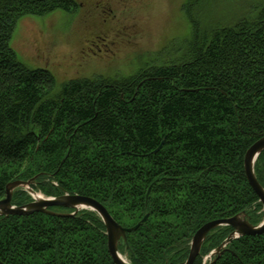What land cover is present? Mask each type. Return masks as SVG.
Here are the masks:
<instances>
[{"label": "trees", "instance_id": "obj_1", "mask_svg": "<svg viewBox=\"0 0 264 264\" xmlns=\"http://www.w3.org/2000/svg\"><path fill=\"white\" fill-rule=\"evenodd\" d=\"M206 1L183 5L191 32L174 59L56 88L46 69L17 59L10 40L21 18L73 12L75 1L0 0V200L8 184L31 179L45 197L93 199L121 227L140 223L118 246L130 264H184L211 221L244 212L258 225L264 212L244 156L264 136V1L226 22H211ZM253 169L264 189V151ZM31 201L18 188L11 204ZM232 231L209 232L193 264ZM213 259L264 264V234L233 240ZM0 264L113 262L100 218L82 210L0 217Z\"/></svg>", "mask_w": 264, "mask_h": 264}, {"label": "rangeland", "instance_id": "obj_2", "mask_svg": "<svg viewBox=\"0 0 264 264\" xmlns=\"http://www.w3.org/2000/svg\"><path fill=\"white\" fill-rule=\"evenodd\" d=\"M74 1L73 12L21 18L10 40L17 59L46 69L56 88L70 79L127 76L147 63H166L190 37L182 10L187 0ZM262 1L207 0L201 8L211 22H226Z\"/></svg>", "mask_w": 264, "mask_h": 264}, {"label": "water", "instance_id": "obj_3", "mask_svg": "<svg viewBox=\"0 0 264 264\" xmlns=\"http://www.w3.org/2000/svg\"><path fill=\"white\" fill-rule=\"evenodd\" d=\"M264 151V136L256 141L245 153L244 172L247 182L253 192L259 199L264 212V189L257 182L254 175V164L258 156ZM35 179L27 182L15 181L8 184L5 188V197L0 200V217L10 215H30L33 213H42L54 217H70L76 213L87 210L97 214L100 218L107 238V251L113 264H130L128 260L118 252V246L121 241L126 243V234L136 230L140 223L132 228L126 229L118 225L107 212V210L97 201L78 195H64L57 198L45 197L31 189ZM22 188L30 195L32 201L26 205L16 207L11 204L13 192ZM49 208H64L73 210V213H56L49 211ZM146 216L141 222H144ZM218 227H231L233 231L223 241V243L210 256L218 254L225 246L240 237L260 236L264 234V216L258 225H252L246 218L244 212L235 215L229 219L215 220L204 224L193 235L190 242L188 257L184 264H193L198 257L200 249L209 232Z\"/></svg>", "mask_w": 264, "mask_h": 264}, {"label": "flooded vegetation", "instance_id": "obj_4", "mask_svg": "<svg viewBox=\"0 0 264 264\" xmlns=\"http://www.w3.org/2000/svg\"><path fill=\"white\" fill-rule=\"evenodd\" d=\"M146 65H147V66H146L147 68H150V67L154 66L155 63H154V64H148V63H147ZM135 70H136V69H135ZM138 71H139V70H136V71L133 72V73L135 74V73L138 72ZM133 73L130 74V75H127V76L121 74V76H116V77H130V76L133 75ZM108 77H110V78H115V76H114V77H113V76H108ZM214 251H215V250H214ZM212 252H213V251H212ZM212 252H210V253H212ZM210 253H209L207 256L203 257V260H202V263H203V264H214L215 260L213 259V257L216 256V254L210 256Z\"/></svg>", "mask_w": 264, "mask_h": 264}]
</instances>
